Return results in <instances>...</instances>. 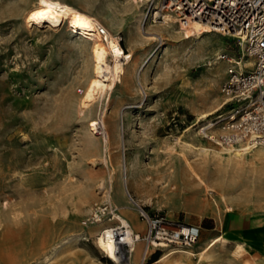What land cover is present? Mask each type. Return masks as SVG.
I'll return each mask as SVG.
<instances>
[{
  "label": "rangeland",
  "instance_id": "rangeland-1",
  "mask_svg": "<svg viewBox=\"0 0 264 264\" xmlns=\"http://www.w3.org/2000/svg\"><path fill=\"white\" fill-rule=\"evenodd\" d=\"M61 1L97 18L131 58L112 89L81 107L91 41L66 20L26 23L36 0H0V264H124L97 246L119 221L85 223L103 202L141 235L138 206L200 228L191 244L145 254L139 239L129 264H264V145L235 157L209 138L227 109L228 68L246 71L253 57L219 33L186 39L173 18V30L140 23L145 0ZM173 248L185 251L162 257Z\"/></svg>",
  "mask_w": 264,
  "mask_h": 264
},
{
  "label": "built area",
  "instance_id": "built-area-1",
  "mask_svg": "<svg viewBox=\"0 0 264 264\" xmlns=\"http://www.w3.org/2000/svg\"><path fill=\"white\" fill-rule=\"evenodd\" d=\"M145 3L147 20L163 22L172 17L182 25L194 21L205 24L210 32L234 38L243 53L253 57L252 66L246 71L228 68L227 77L220 85L227 109L215 121L219 132L209 138L227 148L264 145V0H145ZM95 31L103 36L107 34L102 24H97ZM137 210L145 223L142 235L129 222L118 218V207L111 202L94 204L85 217L86 224L113 218L119 221L109 226L110 235L118 240L117 258H111L116 262L129 264L139 239L145 242V254L149 247L191 244L199 236L197 224L173 220L161 213L150 214L142 206ZM106 234L103 228L99 236Z\"/></svg>",
  "mask_w": 264,
  "mask_h": 264
},
{
  "label": "bare ground",
  "instance_id": "bare-ground-1",
  "mask_svg": "<svg viewBox=\"0 0 264 264\" xmlns=\"http://www.w3.org/2000/svg\"><path fill=\"white\" fill-rule=\"evenodd\" d=\"M36 1L37 2H35L30 7V9L27 11V13L24 16L26 23L31 24V25L34 24V25H39V26L51 27V26H58L61 23H63V20H66V25H67L68 30H71L74 33L81 34L91 41V44H92L91 51H92V56H93V61H94L93 72H92L91 76L88 78V80L86 81V83L83 82L85 84V86H83L84 90H83V94L81 97V107L88 106L91 102L95 101L94 99L96 98V96L98 94L105 92L108 89H112L114 84H115V81L121 80V74H123L125 71L124 64L130 60L131 54H130V52L126 53V51H124L123 48L119 45V43L116 41L115 37L113 35H108V31H107V34L105 36L97 33L95 31V27L97 24H101V23L97 20V18L91 16L90 14L85 13L81 10H78L79 8L76 9L72 5H70L64 1H61V0H36ZM127 1H128L127 4H129V6L132 7L133 5H137L138 2H140V1L143 2L144 0H127ZM124 5H122V6H124ZM138 5H140V4H138ZM121 8H123V7H121ZM127 9H128V7H127ZM170 20H172V17L168 20L163 21L162 23L171 27L172 22L170 23L169 22ZM140 23H143L145 25H147L149 23L148 20L146 19L145 15H143V17H141ZM180 25H182V24H180ZM182 26H185V27H180V26L178 27L177 26V30L175 32H178V33L181 32L183 34V37L186 39H189L190 37L194 38V36H195V38H199V36H201V34L204 31H209L205 24L198 23L195 21L190 22L189 24L182 25ZM143 27H145V26H143ZM171 28L173 30V27H171ZM174 28H175V26H174ZM149 33L153 34L151 36V38H157V35H155L156 32L151 31ZM190 48H191V46H190ZM108 56H111V58H112V60L110 59L111 62L108 61ZM182 96H185V95H182ZM114 120H116V119H114ZM99 123L102 124V122H100L98 119L94 118V119H91L90 125H91L92 129H94L95 131H98L99 125L97 127V124H99ZM211 125L212 124L205 125L200 129L208 128ZM109 130H111V129H109ZM208 148L209 147H205V146L199 147V149H201L204 152ZM210 149H212V148H210ZM246 149H248V148H245V147L244 148H225V147H222L219 150L218 149L217 150L213 149V150H215V152H217V153L224 152V150H225V152L229 153L231 156L238 157L241 153L245 152ZM127 212L128 211H126V213ZM118 218L122 222H129L130 221L132 224L131 226L137 225L133 221V219L131 220V218H129L126 215L123 216V215L119 214ZM105 232L107 233L105 237L97 236V246H99L101 249L105 250V252L107 253V255H109L110 258L116 259L117 257L115 255V248L117 246L118 240H116L115 238H113L110 235L109 227L105 228ZM126 239L130 240V236L126 235ZM214 241H215V238L211 239L208 242V244L206 245V247L213 244ZM136 248H137V242L134 244V250ZM178 251H185V250L173 248V249H170L168 252H166L162 257H164L170 253L178 252ZM162 257H160V258H162Z\"/></svg>",
  "mask_w": 264,
  "mask_h": 264
}]
</instances>
